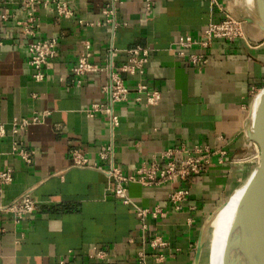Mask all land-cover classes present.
I'll return each instance as SVG.
<instances>
[{
	"label": "crops",
	"instance_id": "crops-1",
	"mask_svg": "<svg viewBox=\"0 0 264 264\" xmlns=\"http://www.w3.org/2000/svg\"><path fill=\"white\" fill-rule=\"evenodd\" d=\"M68 1L74 10L70 17L36 8L37 37H57L59 51L48 60L44 80L36 81L28 62L31 37L16 25V19L26 17L21 0H0V15H9L6 21L0 17V125L7 131L0 136V169L13 168L0 205L28 191L37 201L36 210L18 222L0 210V264H138L140 249L146 264H193L203 224L256 166L248 170L239 164L244 151L253 155L255 150L245 139L246 102L264 86V31L240 0H150V8L146 0H118L115 17L127 24L116 28L103 14L113 0ZM221 7L245 20V36L215 38L206 49L208 63L198 67L179 55L180 42L187 35L202 38L206 25L223 17ZM87 43L89 59L99 64H106L113 46L116 67L126 61V49L148 47L144 82L160 92L159 103H138V78L121 73L130 93L116 105L119 126L111 129L99 113L88 116L85 109L105 99L101 88L108 76L73 72ZM43 111L49 112L44 121L20 135L36 151L27 164L12 151L11 120ZM108 142H113V155L102 159L99 147ZM196 143L217 150L200 173L160 185L130 182V203L112 192L106 172L111 163L130 174L167 147ZM77 147L89 166L73 165L71 152ZM182 188L189 194L176 208L170 195ZM135 205H159L165 211L164 217H147L145 238ZM218 232L212 228L206 240L216 245ZM155 236L166 244L152 247ZM94 248L106 250L107 257H90ZM200 264H207L205 257Z\"/></svg>",
	"mask_w": 264,
	"mask_h": 264
},
{
	"label": "built area",
	"instance_id": "built-area-1",
	"mask_svg": "<svg viewBox=\"0 0 264 264\" xmlns=\"http://www.w3.org/2000/svg\"><path fill=\"white\" fill-rule=\"evenodd\" d=\"M107 5L103 9L105 20L110 22L113 28L119 25H126L125 21H119L115 17V2ZM38 6L54 10L59 16L70 17L74 15V10L68 0H21V7L26 13L25 18L16 19V25L20 28L24 35L31 37L28 43L29 65L33 69V78L36 81H42L45 78V67L49 59L58 56V39L55 36L47 38L37 37L40 26L39 19L36 15ZM150 0H146V7L150 8ZM223 17L218 21H210L203 29L202 38H196L192 35H187L181 42L179 55L186 57L188 61L203 67L209 61V56L206 52L215 38H224L232 40L245 36V20L237 17L224 10ZM1 19L4 21L9 19L6 12L1 13ZM81 23L83 20H79ZM198 48L200 50L193 51ZM89 44H86L84 49L78 56L77 62L72 68L77 76H84L96 72H105L108 76L106 83L102 86V92L105 95L103 101L94 102L85 112L88 116H94L99 113L105 115L109 121L110 128L116 129L120 124L119 115L116 112V105L125 102L129 98L130 87L121 76V73L135 76L138 78L136 84L135 100L146 106L157 105L160 101L161 94L158 90L149 89L144 82V74L146 65L149 61L150 50L148 47L137 45L126 49L127 59L118 67L113 62V55L116 49L111 46L108 49L109 57L106 64L92 62L89 52ZM192 50V51H188ZM77 83H81V79H77ZM36 96V95H34ZM48 111H43L40 114H34L31 117L15 116L11 120V135L12 151L16 153L25 163H32L36 151L27 147L20 138L21 133L27 130L31 124L42 123L48 115ZM7 134L4 125H0V136ZM114 151L113 142L101 144L99 147V156L102 159L112 157ZM217 150H212L209 146L203 144L186 145L180 144L167 147L152 157L143 162L133 173L127 174L115 164L106 169L108 176L112 179L111 190L114 195L122 199L126 203L132 200L128 194V184L130 182H138L142 185H160L165 182L176 181L179 178H185L190 174H198L202 170V163L208 161L209 157ZM219 152L224 154L225 151L220 149ZM72 163L77 167H85L90 165V160L82 148H74L71 152ZM13 180V168L7 166L0 169V192L4 185L9 184ZM189 194L188 188L175 190L170 197L176 208H180V202L186 199ZM136 214L140 222L142 237L145 238L146 230L148 229L147 217L153 218L164 217L165 211L156 205L152 209L135 205ZM37 208V201L28 191L19 198L10 201L7 204L0 205V210L12 213L14 221H20L25 215L32 213ZM0 219V228H1ZM2 229V228H1ZM145 241V240H144ZM166 242L160 237L155 236L151 241L152 247L165 245ZM108 252L101 248H94L90 257H107ZM138 264H146L145 250L140 249L138 252Z\"/></svg>",
	"mask_w": 264,
	"mask_h": 264
},
{
	"label": "bare ground",
	"instance_id": "bare-ground-1",
	"mask_svg": "<svg viewBox=\"0 0 264 264\" xmlns=\"http://www.w3.org/2000/svg\"><path fill=\"white\" fill-rule=\"evenodd\" d=\"M247 1L240 0V4L247 5ZM260 96L261 99L264 97V90L251 100L253 113L256 112V102ZM258 156L260 159V150ZM253 171L254 169L234 188L226 203L205 225L198 264L201 257L206 258L207 264L261 263V237L256 228L259 218L258 199L245 190ZM214 227H218L219 231L216 245L206 240L209 231Z\"/></svg>",
	"mask_w": 264,
	"mask_h": 264
},
{
	"label": "water",
	"instance_id": "water-1",
	"mask_svg": "<svg viewBox=\"0 0 264 264\" xmlns=\"http://www.w3.org/2000/svg\"><path fill=\"white\" fill-rule=\"evenodd\" d=\"M247 8L250 12L252 20L258 27L264 31V0H248ZM264 90V86L258 91ZM245 139L255 142L260 150V159L255 166L254 171L249 177L246 185V193H253L258 199L259 218L257 223V230L261 237V263L264 264V97L258 106L256 112H252L251 104L250 110L245 122ZM226 203V201L219 206L205 221L200 231V236L197 243L196 254L193 264H198L202 241L204 236L205 225L212 220L216 212Z\"/></svg>",
	"mask_w": 264,
	"mask_h": 264
},
{
	"label": "rangeland",
	"instance_id": "rangeland-1",
	"mask_svg": "<svg viewBox=\"0 0 264 264\" xmlns=\"http://www.w3.org/2000/svg\"><path fill=\"white\" fill-rule=\"evenodd\" d=\"M259 91V90H258ZM258 91H253L251 94H250V96H249V100H248V102H246V107H247V109H250V104H251V100L256 96V94L258 93ZM252 144V146L251 147H255V150L253 151V155H247L248 153L246 152V151H244V154L245 155H243V157H241V163L239 164V165H243V163L244 164H246V166H247V168H248V170H252L254 167L253 166H255V165H257L258 164V162H259V156H258V150H257V147L258 146H256V143L255 142H251ZM252 149V148H251ZM248 159V160H247ZM243 167V166H242ZM248 172V173H247ZM246 173H247V175L249 174V171H247ZM241 173H243V172H241ZM247 175H245V176H247ZM245 178V177H244ZM243 179H241L240 180V182L242 181ZM239 182V183H240ZM238 183V184H239ZM238 186V185H237Z\"/></svg>",
	"mask_w": 264,
	"mask_h": 264
}]
</instances>
